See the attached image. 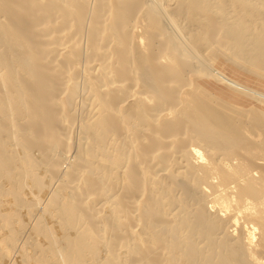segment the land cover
I'll use <instances>...</instances> for the list:
<instances>
[{
	"label": "bare ground",
	"instance_id": "bare-ground-1",
	"mask_svg": "<svg viewBox=\"0 0 264 264\" xmlns=\"http://www.w3.org/2000/svg\"><path fill=\"white\" fill-rule=\"evenodd\" d=\"M251 58L264 0H0V264H264Z\"/></svg>",
	"mask_w": 264,
	"mask_h": 264
},
{
	"label": "rangeland",
	"instance_id": "rangeland-1",
	"mask_svg": "<svg viewBox=\"0 0 264 264\" xmlns=\"http://www.w3.org/2000/svg\"><path fill=\"white\" fill-rule=\"evenodd\" d=\"M245 51H246V49H245ZM248 51H249V49H248ZM253 52V51H252ZM251 53V52H250ZM252 54V53H251ZM255 54V53H254ZM254 54H252V56L254 55ZM251 56V57H252ZM253 58V57H252ZM252 58L251 59H249L248 61H246L247 59H242L241 60V66H238L236 69H237V71H231L229 68H227V65H231L232 63L231 62H228L227 60H224V62H223V60H220V61H218L219 63L217 64L216 63V65H217V67H219V68H223L227 73H229L230 75H234V76H236V77H238L239 79H242V80H244L243 78H245V80L247 81V82H249L251 85H254L256 88H258V89H260V90H262L263 92H264V69H259V68H255V66L256 65H254V63L251 61L252 60ZM222 61V62H221ZM246 62V63H245ZM227 63H229V64H227ZM224 64V66H222ZM251 64L252 65H254V66H251ZM220 65V66H219ZM226 65V66H225ZM225 67V68H224ZM235 67V66H234ZM243 67V68H242ZM247 68V69H244V68ZM241 69H242V71H241ZM252 70V71H251ZM238 71H241V72H238ZM245 71V72H244ZM247 71V72H246ZM262 71V72H261ZM236 72V73H235ZM242 72H244L243 74H242ZM261 73V74H260ZM244 75H245V77H244ZM241 76V77H240ZM243 76V77H242ZM247 76H249L250 78H248ZM251 79V80H250ZM244 80V81H245ZM259 82H261V83H259ZM224 91H222V90ZM225 89V90H224ZM218 92L217 94L218 95H220V96H223V98L224 99H226V100H228V101H230L231 100V102H233V103H235V104H239L240 106H242L243 108H249L250 106H251V104H249L248 102H242V100H240L239 99V96L241 97V94H239V92H237V91H235L236 93H234V91H233V89H231V88H229V87H222V88H220V90L219 89H216V88H214V92ZM228 91V92H227ZM222 92V93H221ZM223 93H225V94H223ZM227 93H229V94H227ZM234 93V94H233ZM233 96H232V95ZM226 95V96H225ZM231 96V97H230ZM234 96H235V98H234ZM226 97V98H225ZM237 97V98H236ZM243 97V96H242ZM230 98V99H229ZM233 100V101H232ZM238 100V101H237ZM244 104V105H243ZM246 105V106H245Z\"/></svg>",
	"mask_w": 264,
	"mask_h": 264
}]
</instances>
